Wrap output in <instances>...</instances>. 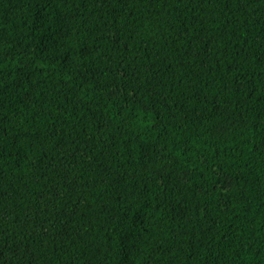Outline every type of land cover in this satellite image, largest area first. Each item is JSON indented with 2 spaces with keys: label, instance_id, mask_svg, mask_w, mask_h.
I'll list each match as a JSON object with an SVG mask.
<instances>
[{
  "label": "trees",
  "instance_id": "16d2710c",
  "mask_svg": "<svg viewBox=\"0 0 264 264\" xmlns=\"http://www.w3.org/2000/svg\"><path fill=\"white\" fill-rule=\"evenodd\" d=\"M0 264H264V0H0Z\"/></svg>",
  "mask_w": 264,
  "mask_h": 264
}]
</instances>
